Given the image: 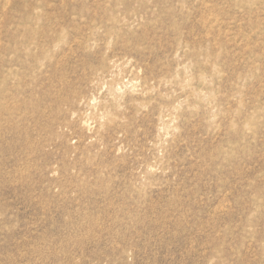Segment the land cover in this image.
<instances>
[{
  "label": "rangeland",
  "instance_id": "rangeland-1",
  "mask_svg": "<svg viewBox=\"0 0 264 264\" xmlns=\"http://www.w3.org/2000/svg\"><path fill=\"white\" fill-rule=\"evenodd\" d=\"M0 264H264V0H0Z\"/></svg>",
  "mask_w": 264,
  "mask_h": 264
}]
</instances>
